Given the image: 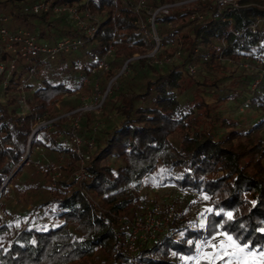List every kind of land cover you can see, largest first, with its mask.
Returning <instances> with one entry per match:
<instances>
[{
  "label": "trees",
  "instance_id": "trees-1",
  "mask_svg": "<svg viewBox=\"0 0 264 264\" xmlns=\"http://www.w3.org/2000/svg\"><path fill=\"white\" fill-rule=\"evenodd\" d=\"M37 1L0 0V18H7L1 23L35 32L41 44L53 45L65 37L83 42L54 58L19 54L15 67L11 62L17 53L3 52L0 264H226L214 255L199 258L225 232L238 244L250 245V252L261 253L264 112L242 129L219 108L248 93L249 106L264 110V83L251 90L257 75L239 81L242 73L232 68L264 53V0L230 1L217 16L218 0H194L189 7L176 5L156 16L163 44L178 40L182 45L179 63L184 70L180 64H150L147 56L133 59L130 70L116 78L119 86L106 96L103 112L83 113L80 133L95 140L92 150H84L87 179L75 175V147L56 137L58 131L67 135L71 130L58 105L79 92L111 43L115 58L102 80L103 91L126 60L148 53L139 25L145 15L124 0H54L48 11L35 12ZM54 5H76L92 13L94 36L76 27L66 13L56 14ZM189 64L200 67L201 78L186 81ZM76 108L77 103L69 107ZM113 113L118 120L91 136V124ZM38 149L46 170L40 187L46 191L21 184ZM56 164L62 176L51 186ZM12 185L20 189L18 201L28 203L23 210L13 204ZM169 185L197 193L208 205L197 218L177 208L172 232L129 252L131 223L144 212L149 192ZM233 258H227V264H234Z\"/></svg>",
  "mask_w": 264,
  "mask_h": 264
},
{
  "label": "rangeland",
  "instance_id": "rangeland-1",
  "mask_svg": "<svg viewBox=\"0 0 264 264\" xmlns=\"http://www.w3.org/2000/svg\"><path fill=\"white\" fill-rule=\"evenodd\" d=\"M194 0H177L176 2H169L167 0H124V3L132 7L134 10L135 8H139V12L135 10L137 14H144V16H140V27L143 31V35L145 36V45L149 46L148 53L146 55H139V53H136L134 56H132L130 59L126 60L124 64L119 68V72L114 77L110 78L107 82V85L105 87V90L102 89V80L106 75V71H108L111 68V64L114 60L115 56V46L111 43L109 45L113 47L110 54L107 55V61H108V68L107 69H97L96 72H89L88 75L85 76L83 79V82L81 83L79 92H77L74 95H69L64 98V102L59 103V111L63 115L67 116L70 119V132L67 135H64L62 131H58L56 134V137L60 140H63L66 143L72 144V146L75 147V152L78 156V164L79 168L75 171V175L78 177L79 171L81 167L83 166V158H85L84 166L87 164L88 154L84 151L85 148L92 150L94 148L95 140L93 145L91 146V138L90 136H86L83 133H80L81 128V119L83 117L84 112L94 111L95 114H101L103 112L104 108V101L106 96L112 92L113 89L118 88V82L116 78L121 73H127L130 70L129 62L133 59H137L141 56H147L149 59V63L153 65H166V64H180L181 61L180 56L182 51V45L178 42V40L173 41V43L165 45L161 41V37L159 36V33L157 31V23L155 28L152 24H146V29L148 31V35L150 37L152 36H158L159 42L155 43V46L151 47L150 42L146 43V35H145V28L143 27V22H146L152 13L159 8L160 6L164 4H175L174 6H186L189 7L193 3ZM173 6V7H174ZM57 14V13H56ZM62 14V13H60ZM92 14V13H91ZM68 17V14H66ZM70 20L71 18L68 17ZM94 15H91V18H85V21L88 23V30L90 28H93L94 25H91V21H93ZM73 23V21L71 20ZM74 24V23H73ZM75 25V24H74ZM76 26V25H75ZM77 27V26H76ZM79 28V27H78ZM80 29V28H79ZM86 35L88 36H94L90 35L87 32V28L81 29ZM157 37V38H158ZM154 41V40H153ZM159 43V44H157ZM157 46V47H156ZM108 47V48H109ZM156 47V49H155ZM158 48V49H157ZM108 50V49H107ZM107 50L100 56H104V54L107 53ZM180 68L184 70V67L180 64ZM195 70L191 71L189 70V66L187 65L184 71V78L186 81L189 80H198L201 78L200 76V67L198 65H194ZM240 67L232 66L233 69L236 70V73H242L241 76L238 75L237 79L240 81L243 79L246 75H257L256 79L258 78V74L260 72L261 63L256 62V58L254 62H244L243 64H239ZM187 69V70H186ZM255 79V80H256ZM230 80V79H229ZM227 82V80H225ZM98 86V90L96 91L95 87ZM252 86V85H251ZM255 89V88H254ZM251 90H253V87H251ZM207 94V100L208 102H213L214 98ZM248 95V93H247ZM247 95L243 98L240 97L235 100H229L224 102L220 108L219 113L222 116L228 117L231 120H234L237 122L238 128H248L252 125L254 119L261 115L262 111H256L253 108L249 106V100ZM77 103V108L70 110L69 107L72 104ZM118 112V111H116ZM56 118L45 120L41 122L37 128L51 123ZM117 113H113V115H110L109 118H102L99 119L91 124L92 134L91 136H95L96 132L101 130L103 126H107L109 124H112V121H117ZM73 134H76L79 136V138L82 140L80 145L77 144L73 140ZM38 152L41 150H37ZM41 153L39 152V155L33 156V163H30L26 166V172L25 175L21 181L22 187L23 184L30 186L34 188V190H37L36 188H41L40 190L46 191V188L40 187L41 184L45 181V175L46 170L41 167V162L38 159V156H40ZM62 162H65V160H62ZM18 168V165H16V169ZM62 176V171L60 170L58 164L52 166V174H51V181H49V185L55 186L57 179H59ZM80 178V177H79ZM82 179V178H80ZM14 188V192L12 194L13 198V204L15 205L18 210H23L26 206H28V203H22L18 201L20 196V189L17 188L16 185H12ZM191 193L187 191H183L179 189L175 185H169L166 187H158L153 188L147 196V200L145 201V207L144 212L138 215H143L147 211H150L153 208H156V215L159 217H163L167 215L170 211H175L177 208L185 209L188 215H191L193 217H199L200 212L206 206L208 203L205 201L204 197L200 196L199 199L196 202H192L193 198L190 195ZM21 200V199H20ZM196 200V199H195ZM229 244L230 242L227 240V237L224 235H220L216 237L212 244L206 246L199 254V258L205 259L209 258L214 255L217 249L221 246V244ZM213 245L216 247L213 248ZM231 252H235L236 249L233 247L230 249ZM221 255V253H220ZM261 262H264V256H261L260 253L256 252H247L246 254L241 256H234L233 263L234 264H261Z\"/></svg>",
  "mask_w": 264,
  "mask_h": 264
},
{
  "label": "built area",
  "instance_id": "built-area-1",
  "mask_svg": "<svg viewBox=\"0 0 264 264\" xmlns=\"http://www.w3.org/2000/svg\"><path fill=\"white\" fill-rule=\"evenodd\" d=\"M53 1L54 0H38L33 5V10L35 12L48 11L52 6ZM230 1L234 0H218L219 8L215 15H219L221 7ZM174 5L175 4H164L160 6L152 13L150 18L146 22L142 23L143 27L145 28V35L147 37L146 43H151L153 42V40L155 42H159L158 36L150 37L148 35L146 24H152L155 28L156 16L160 15L161 13L170 12ZM135 10L139 12V8H135ZM53 11L57 14H68V17L71 18V20L77 27H79L80 29L87 28V32L90 35H93V33H95L96 31L95 26L88 30V23L85 21V18H91V13L87 10L81 11L76 5H54ZM6 20V17L0 18V75L4 72L5 69V61L3 59L4 51H11L13 53H17V55L12 59L11 62V67H15L16 57L19 56V54L23 57H26L27 59H29L31 55H36L38 53H44L49 55L51 58H54L59 52H68L73 46L79 45L83 42L81 38L65 37L59 39L53 45L41 44L37 41V34L35 32H32L27 29H10L6 25H3L1 23L5 22ZM112 49L113 47L110 46L107 50V53L104 54L102 58L99 57L97 59L95 66L91 69V72H96L97 69L108 68L107 55L111 53ZM256 62L261 63L262 67L260 68L261 70L258 74V78L252 84L253 89L256 88L259 83H264V53H261L256 57ZM188 66L189 70H195L194 64H189ZM95 89L97 91L98 86H96ZM72 138L75 142H77L78 145H80V143L82 142V140L76 134H73ZM91 139L92 140L90 144L92 146L94 143V138ZM83 159V166L79 171V177L82 179H87L88 172L86 166H84L85 158ZM187 192L191 193L190 195L193 199H198L197 193L190 191ZM154 209L156 208L147 211L143 215H137L133 219L127 244L129 252L134 253L143 244L159 238L162 234H165L166 232L173 231V229L171 228V222L173 220L174 211L172 210L167 215L159 217L156 215L157 211Z\"/></svg>",
  "mask_w": 264,
  "mask_h": 264
},
{
  "label": "snow or ice",
  "instance_id": "snow-or-ice-1",
  "mask_svg": "<svg viewBox=\"0 0 264 264\" xmlns=\"http://www.w3.org/2000/svg\"><path fill=\"white\" fill-rule=\"evenodd\" d=\"M227 217L229 220L233 219V214L231 212H228ZM261 232H264V228L260 229ZM224 236L227 237V240L230 242L229 244L225 245V244H221V246L219 247V249L216 250V252L214 253V256H217L219 259L221 260H225L226 264H227V258L230 257H234V256H243L246 254V250L247 252L251 251V246L248 244H238L236 242V238L232 237L231 235H229L228 233H223ZM216 246L213 245V248H215ZM235 248L236 251L235 252H231L230 249L231 248ZM220 253H223V255H220ZM261 256H264V250L261 251L260 253ZM261 264H264V262H261Z\"/></svg>",
  "mask_w": 264,
  "mask_h": 264
}]
</instances>
